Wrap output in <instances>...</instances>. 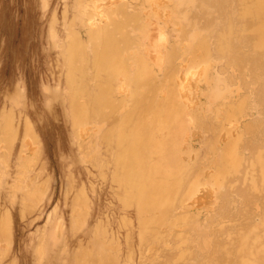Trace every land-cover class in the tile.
I'll return each instance as SVG.
<instances>
[{"label": "rangeland", "instance_id": "374dc122", "mask_svg": "<svg viewBox=\"0 0 264 264\" xmlns=\"http://www.w3.org/2000/svg\"><path fill=\"white\" fill-rule=\"evenodd\" d=\"M92 1L0 0V264L248 259L237 236L264 242V48L250 31L264 22V2L254 13V0ZM103 36L127 43L105 95ZM139 123L154 141H177L186 162L177 179L196 187L157 231L140 222L158 211L140 217L135 200H121Z\"/></svg>", "mask_w": 264, "mask_h": 264}, {"label": "bare ground", "instance_id": "6f19581e", "mask_svg": "<svg viewBox=\"0 0 264 264\" xmlns=\"http://www.w3.org/2000/svg\"><path fill=\"white\" fill-rule=\"evenodd\" d=\"M87 1V0H86ZM94 1V0H93ZM92 1V2H93ZM96 2V0H95ZM151 2V1H150ZM153 2V1H152ZM259 2H264V0H254L252 2V7L254 6L253 12L256 13L258 11V13L260 12L259 9ZM88 3V2H87ZM156 3L157 6V2ZM97 4V2H96ZM122 5H125L124 2L123 4L119 5L118 8H120ZM159 5V4H158ZM161 5V4H160ZM98 7V6H97ZM159 7V6H157ZM245 13L249 14V11L252 12V9L245 7ZM257 13V14H258ZM244 15V14H243ZM245 17V15H244ZM258 20V19H257ZM117 25H119V23H117ZM260 27H258L259 32H257L255 29L250 30L251 33L255 34L258 38V42L259 44L264 48V22L263 24L259 25ZM100 49H101V53L98 55L99 58L96 62L97 64V68L99 71V76L103 78L104 83H105V89L103 90L102 94L105 95L104 91H110L113 88V85L111 86V81L113 76H116L117 73H120L124 70V57L122 55V51L125 50L127 47H125V45H127V43L124 44H119V43H111L109 42V40L106 37H102L100 40ZM191 46V45H190ZM187 50V48H185L183 50V53H185ZM183 54H181L182 56ZM186 55V54H185ZM190 56V55H188ZM179 57V56H178ZM187 57V56H186ZM180 58V59H179ZM178 59L181 60V57H179ZM189 57H187L188 59ZM183 59V58H182ZM179 60H178V65H179ZM196 60V59H195ZM185 61V60H183ZM139 67L143 66V67H147L146 65H144L143 60H139L138 61ZM177 65V64H176ZM186 65V64H185ZM181 67V64L179 65ZM184 67V65H182ZM195 67V65H194ZM177 69V68H176ZM196 69V68H195ZM210 68H208V73L206 70H203V72H201V74L203 75L204 72L205 73V78L203 79L200 75V77L205 81L203 82V80L201 81V78L199 80H197L198 78L194 79L197 83L199 81L203 82L204 84L206 83L207 85L205 86L206 88L208 87V75L206 74H210L213 72L209 71ZM194 70V69H193ZM211 70V69H210ZM175 72V69H174ZM184 72V71H183ZM188 72V71H187ZM186 72V73H187ZM138 75L142 76V77H146L149 73H148V68H145V71H137ZM186 73H183L184 75ZM169 74V73H168ZM175 76V75H174ZM197 76V75H196ZM199 76V75H198ZM180 77V76H178ZM177 77V78H178ZM204 77V75H203ZM210 77V75H209ZM176 79V77H174ZM208 78V79H207ZM210 82H212V78H210ZM117 80V79H116ZM176 82V81H175ZM209 82V85H211ZM177 83V82H176ZM180 83V84H179ZM200 83V82H199ZM202 83V84H203ZM179 84L178 86L181 88H184V86L181 85V82L178 81ZM192 84V83H191ZM201 84V83H200ZM198 84V85H200ZM213 84V82H212ZM181 85V86H180ZM197 85V88H198ZM177 86V87H178ZM212 87V86H211ZM201 88V87H200ZM214 88V86L212 87ZM212 88H208V90L210 91V94L212 92H214L213 90H211ZM174 89V88H173ZM185 89V88H184ZM191 90V89H190ZM197 90V89H196ZM195 90V91H196ZM207 89H205V93L208 91ZM179 91V90H178ZM192 91V90H191ZM203 91V90H202ZM209 91L207 93V95H209ZM212 91V92H211ZM188 92V91H187ZM198 92V91H197ZM199 93V92H198ZM204 93V92H203ZM180 94V93H179ZM192 94V92H191ZM213 94V93H212ZM190 95V92H189ZM197 95V94H196ZM206 96V94H204ZM187 96V95H185ZM183 98L177 97V98H181L182 100H184ZM192 95H190L189 97L191 98ZM212 95H210L211 97ZM196 96L194 95V98ZM188 98V97H185ZM193 98V97H192ZM209 98V97H208ZM187 100L190 99H186L185 101L188 102ZM183 101V102H185ZM192 101V100H191ZM191 101L190 104H191ZM197 101V100H196ZM195 104V103H194ZM189 106V103L187 104ZM194 106V105H193ZM192 107V106H191ZM187 108V107H186ZM96 110V109H95ZM239 110V109H238ZM193 111V109H192ZM186 112V111H185ZM237 112V109H236ZM189 114V113H187ZM88 116H83V117H79L81 119L83 118H87ZM193 117V116H192ZM191 121V120H190ZM193 124V123H192ZM180 126V125H179ZM179 130H177L178 132ZM191 135H195V133H190ZM137 136L139 141H135L133 143V145L131 144L128 148V152L126 150H124V156H123V161H122V169L125 171L124 174V179L121 180V184H123V189L121 191V200H123V204H129L130 202L132 203L133 200H135L136 205H137V209L140 213V217L142 215V213L144 212H148V210H153V211H158V213H156V215L154 217H146V218H142L141 217V228L143 230L149 228V227H154L156 228L157 231V225L161 224L164 222V220L170 216L169 213H171L170 211L174 208L177 207L178 204H183L184 200H186V198H188L189 196H192L193 193L196 190V187L192 186V185H188L187 180L182 181L177 179V177L182 174L184 172V168L186 165V162L182 160V158L177 155L178 153V146H177V141H169L165 138H163L160 141H154L149 137V131H148V127H144L142 124L139 123L138 125V132H137ZM190 138V137H189ZM191 139V138H190ZM193 143V142H192ZM192 145V144H191ZM182 147V145H179ZM184 146V144H183ZM194 146V145H193ZM192 146V147H193ZM184 154H185V150H184ZM183 153L181 154V156H185ZM192 156H193V151H192ZM187 156V155H186ZM185 156V157H186ZM184 158V157H183ZM191 158V157H190ZM259 165V171L261 169L260 164ZM251 168H254L253 166H255L254 164L251 165ZM258 167V166H257ZM256 167V168H257ZM251 168H249V172L251 170ZM255 169V168H254ZM161 171V172H160ZM254 172V170H251ZM258 171V173H259ZM151 172H159L161 173V178H157L155 180L150 179V173ZM248 172V173H249ZM257 172V171H256ZM207 173V172H206ZM247 173V174H248ZM255 173V172H254ZM262 179L264 180V167H262L261 172H260ZM252 176L253 173L251 174ZM246 176V175H245ZM250 176V177H252ZM260 176V175H257ZM256 176V177H257ZM261 176L259 178H261ZM255 177V179H257ZM258 178V179H259ZM254 180V177L253 179ZM250 180V181H252ZM261 179L258 180V182ZM206 181V180H205ZM255 181V180H254ZM262 181V180H261ZM257 182V180L255 181V183ZM209 183V182H208ZM254 182H252L251 184H253ZM254 183V184H255ZM260 183V182H259ZM258 183V185H259ZM257 184V183H256ZM252 185V188H255L257 185ZM263 184V181H262ZM264 185V184H263ZM262 185V188H263ZM189 186V187H188ZM204 186H206L204 184ZM203 186V187H204ZM199 188V186H198ZM257 188H259L257 186ZM204 189V188H203ZM202 190V189H201ZM200 190V192H201ZM206 190V189H204ZM255 190V189H254ZM260 190V188L258 189V191ZM264 191V189H262ZM209 191V190H208ZM256 191V190H255ZM254 191V193H256ZM257 191V192H258ZM261 191V190H260ZM199 192V190H198ZM249 192V190H248ZM253 192V190H252ZM251 193V192H249ZM196 194V192H195ZM248 193L246 192V195ZM192 198V197H191ZM190 197L187 199L189 200ZM197 199V198H196ZM203 199V198H202ZM130 203V204H131ZM196 203V202H195ZM194 205V204H193ZM200 205V204H199ZM202 206V205H201ZM150 212V211H149ZM137 214V213H136ZM138 215V214H137ZM136 215V216H137ZM174 217V215H173ZM172 217V218H173ZM178 217V216H175ZM182 218V217H181ZM180 218V219H181ZM178 219V218H176ZM173 220L174 222L176 221ZM185 218H183L184 220ZM124 220V219H123ZM126 220V219H125ZM172 220V219H170ZM168 220V222L170 221ZM179 221V220H178ZM127 222V220H126ZM125 224V222H123ZM176 223V222H175ZM130 224V223H129ZM132 224V223H131ZM130 224V225H131ZM169 225V223H167ZM171 224V223H170ZM123 225V224H122ZM257 227L258 224H256ZM256 225L248 228H254ZM263 225V224H262ZM139 226V225H138ZM171 226V225H169ZM127 227V226H126ZM256 227V228H257ZM149 228V229H151ZM153 228V229H154ZM261 230V227H259ZM141 229V230H142ZM258 229V228H257ZM264 229V227H263ZM143 230L141 232H143ZM242 230H247V229H242ZM252 230V229H251ZM259 230V229H258ZM146 231V230H145ZM155 231V230H154ZM253 231L256 232L255 228L253 229ZM263 231V230H262ZM129 232V230H128ZM151 232V231H150ZM153 232V231H152ZM162 233V232H161ZM238 233H240V229L238 231ZM260 233L262 234V232L260 231ZM259 233V234H260ZM129 235V233H127ZM142 234V233H141ZM156 234V233H155ZM255 234V233H254ZM264 234V233H263ZM125 235V234H124ZM145 235V233H144ZM158 234H156L157 236ZM160 235V234H159ZM163 235V234H162ZM237 236V233L235 234ZM113 237V234L111 235ZM126 236V235H125ZM124 236V237H125ZM234 236V235H233ZM232 236V237H233ZM256 236V235H255ZM264 236V235H262ZM160 237V236H159ZM258 237V236H257ZM129 238V237H128ZM142 238H145L142 237ZM153 238V237H152ZM157 238V237H156ZM235 238V236H234ZM264 238V237H263ZM112 239V238H110ZM118 239V238H117ZM127 239V238H126ZM139 239V238H138ZM233 239V238H232ZM237 239L239 241V247L237 246L236 252H239L240 255L242 256H248V259H241L240 258V262H237V264H260L258 262V260L260 259V255L262 253V250H264V242H261L262 244L257 247L255 246V243H253L252 241V231H249L247 233H242L240 235L237 236ZM256 238H253V240ZM259 239V238H257ZM109 240V239H108ZM113 240V239H112ZM119 240V239H118ZM117 240V241H118ZM236 240V239H235ZM234 240V241H235ZM110 241V240H109ZM108 241V242H109ZM140 241V240H139ZM144 243L145 240L143 239ZM260 241V240H259ZM259 241L257 240V243H259ZM264 241V240H263ZM113 242V241H112ZM88 243V242H87ZM126 243V242H125ZM236 243V242H235ZM256 243V244H257ZM107 244V243H106ZM142 244V242H141ZM140 244V245H141ZM127 245V244H126ZM139 246V243H138ZM142 246V245H141ZM225 246V245H223ZM106 247H113V246H106ZM226 247V246H225ZM92 248V246H91ZM115 248V247H114ZM143 248V247H142ZM139 248V249H142ZM224 248V247H223ZM89 249V248H88ZM127 249V248H126ZM125 249V250H126ZM138 249V248H137ZM127 250H131V249H127ZM223 250V249H222ZM226 250V249H225ZM107 251V250H106ZM121 251V249H120ZM119 251V252H120ZM131 252V251H130ZM134 252V251H133ZM222 252V251H221ZM115 253V252H114ZM129 253V252H127ZM141 253V252H140ZM225 253V252H223ZM130 254V253H129ZM139 254V253H138ZM142 254V253H141ZM116 255V254H115ZM114 255V256H115ZM238 255V253H237ZM113 256V257H114ZM126 258V254L124 255ZM132 256L134 257V254H132ZM226 256V255H225ZM83 257V256H82ZM142 257V255H141ZM145 257V256H144ZM117 259V257H115ZM138 258V257H137ZM244 258V257H242ZM246 258V257H245ZM88 259V258H87ZM144 259V258H143ZM115 260V259H114ZM118 260V259H117ZM129 260V259H128ZM132 260V258H131ZM129 260V261H131ZM141 260V259H140ZM226 260V258L224 259ZM101 261V260H100ZM119 261V260H118ZM117 261V262H118ZM138 261V259H137ZM99 262V261H98ZM103 262V261H101ZM116 262V261H115ZM124 262V261H123ZM132 262V261H131ZM229 262V261H228ZM90 263V262H88ZM114 263V262H113ZM128 263V262H127ZM222 263V262H221ZM226 264V262L223 261V264ZM100 264V263H98ZM102 264V263H101ZM106 264V263H105ZM119 264V263H118ZM124 264V263H123ZM132 264V263H131Z\"/></svg>", "mask_w": 264, "mask_h": 264}]
</instances>
